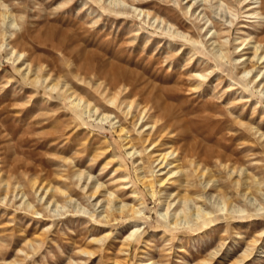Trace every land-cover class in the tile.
<instances>
[{"label":"rangeland","instance_id":"rangeland-1","mask_svg":"<svg viewBox=\"0 0 264 264\" xmlns=\"http://www.w3.org/2000/svg\"><path fill=\"white\" fill-rule=\"evenodd\" d=\"M255 1L0 0V264H264V98L239 64L264 36ZM156 93L184 123L152 135ZM109 192L141 212H107ZM194 205L212 216L189 221Z\"/></svg>","mask_w":264,"mask_h":264},{"label":"bare ground","instance_id":"bare-ground-1","mask_svg":"<svg viewBox=\"0 0 264 264\" xmlns=\"http://www.w3.org/2000/svg\"><path fill=\"white\" fill-rule=\"evenodd\" d=\"M113 1H122V0H113ZM253 4H256V6H254V8H256V10L257 11H254V12H252V13H250L251 15H254L255 17H254V19L255 18H257V19H260V18H262L261 16L264 14V11H263V9H264V7H263V4H264V2H263V0H259L258 2H257V0L253 3ZM134 10L136 11L137 10V8H134ZM140 11H142V10H140ZM7 12H9L8 10L6 11L5 10V12H2V13H0V15H1V17H5V15L4 14H7ZM201 14V13H200ZM200 14H198V15H200ZM9 15V14H8ZM147 15V14H146ZM7 16V15H6ZM208 17V16H207ZM202 19H203V17H202ZM209 20L208 19H206L205 18V23H207ZM256 21V20H255ZM263 28V27H262ZM263 30V29H262ZM209 32H211V29H209ZM258 33V32H257ZM214 34V33H213ZM213 34H211V35H213ZM260 34L261 33H258L257 35L255 34V36H256V38H255V40H253V45L251 46V47H249V46H247L246 48H243V49H245L244 51H247L248 49H252L253 50V52H251V54L249 55H247L246 57H244L245 56V53H243V54H241L240 55V57L241 58H244L239 64H241V73L244 75V83H246V84H248V83H250V84H253L254 85V88L255 89H257L258 87H259V85H261L262 84V90L260 91V94H261V96L264 98V82H263V79H264V73H263V75H262V77L259 79V81L258 82H256V80L259 78V76H261L260 75V73L262 72V70H264V36L262 35V36H260ZM248 37V36H247ZM218 38V37H217ZM223 38V37H222ZM221 38V39H222ZM215 40H217V39H215ZM245 40V39H244ZM244 40L241 42V45H249V42H247V43H244ZM215 42V41H214ZM217 42V41H216ZM17 43V42H16ZM15 43V44H16ZM219 43V42H218ZM14 44V45H15ZM219 48H217V49H215V51H214V53H215V56L217 57V58H220L221 60L222 59H225V60H227V55H226V48H228L227 46H228V40H227V38H224L219 44ZM240 46V45H239ZM242 49V50H243ZM228 51V50H227ZM211 53V52H210ZM228 53V52H227ZM213 55V54H212ZM219 61V60H218ZM217 63V62H216ZM252 72H254V75H252V76H250V78H247L248 77V75L250 74V73H252ZM240 73V74H241ZM199 77H204V75H202V74H200V75H198ZM134 87V86H133ZM252 87V86H251ZM253 88V89H254ZM253 89H251V90H253ZM259 90V89H258ZM255 91V90H254ZM155 92V91H154ZM160 93V92H159ZM159 93H156V94H158V100H157V102L155 103H153V109H155L154 110V112L155 113H157V114H152L149 118H148V120L149 121H151L152 120V118L154 117V115L155 116H157V117H160L162 120H163V124H161V123H158V125H152V128H153V130H154V133H152V135H154V134H156V133H158V132H160V131H162V129H163V126H165L166 124H167V122H169L170 120H172L173 118H176V122H172L171 124H170V126L171 127H173L174 126V124L175 123H180V124H183L184 123V121L183 120H179L178 121V117H177V115L175 114V112H174V110H173V107H171L169 104H167L166 103V101L163 99L164 97H162L161 95H159ZM167 93V92H166ZM155 94V95H156ZM149 95L151 96V97H149V98H147V102H150V101H152V98H153V95H154V93H153V91H150L149 92ZM164 96V95H163ZM69 100H70V104L73 106V107H75V108H78V109H80L81 111L83 110V109H87V108H90V104L88 103V102H86L83 98H81V97H78V96H76V95H70L69 97ZM113 102V104H114V101H111L110 103H112ZM168 102V101H167ZM256 103H258V102H256ZM97 109H94V112L96 111ZM110 118V116L108 115V114H103V115H101V117L99 118V120L100 121H106V122H108L109 124H112L111 123V119H109ZM142 118H143V116H142ZM96 119H97V117H96ZM113 119V118H112ZM186 119V118H185ZM184 119V120H185ZM108 120V121H107ZM193 123V122H192ZM119 126V125H118ZM187 127V126H186ZM151 128V127H150ZM185 130L186 129H183V131L185 132ZM124 131V128H122V127H120V128H118V133H119V136L121 135V138H122V132ZM184 132H182V133H184ZM128 134V133H127ZM180 135V134H179ZM121 140V139H120ZM182 140H183V138H182ZM122 141H123V146H124V149H126V151H127V154L131 157V158H135V160H136V158H137V156L138 155H140V152L139 151H137L136 150V148H135V145H134V143L132 142V139L130 138V136L129 135H127V136H125V137H123L122 138ZM156 145V144H155ZM187 145V144H186ZM188 157L189 158H191V161H204V160H202L200 157H201V154H203L200 150L202 149V146L201 145H199V143L196 141V142H193V143H188ZM190 146V147H189ZM182 147V146H181ZM153 149V148H152ZM153 151V150H152ZM151 151V152H152ZM180 151H182V150H180ZM154 152V151H153ZM173 153V151H170V152H168V153H165V154H162V156H161V159H160V162L158 163V165L160 164V163H162V161H164V162H167V159H168V157L171 155ZM136 155V156H135ZM150 155V154H149ZM185 155V154H184ZM146 156V155H145ZM144 156V157H145ZM151 157H153V156H151ZM179 157H181V156H179ZM224 158V157H223ZM158 160V159H157ZM180 160V159H179ZM230 160V159H229ZM176 161V160H175ZM178 161V160H177ZM171 163H174L173 161H170L168 164H171ZM177 165H179V164H177ZM161 166H162V164H161ZM199 166V165H198ZM196 167L195 169H194V173L195 174H198V172H199V167ZM169 167H171V166H169ZM161 168V167H160ZM159 168V169H160ZM164 168H165V166H164ZM176 168V167H175ZM158 169V170H159ZM136 170H137V168H136ZM202 170V169H201ZM180 171H176L175 169H173V168H170V169H168L167 171H166V174H168V175H170V177H171V175H178V173H179ZM183 172V171H182ZM181 173V172H180ZM205 173L206 172H203V173H201V174H199L200 176L199 177H201V176H205ZM183 174V173H182ZM152 175V174H151ZM180 175V174H179ZM174 177V176H173ZM206 177V176H205ZM80 179V178H79ZM139 181L141 182V184L142 185H144V187L145 188H147L148 189V191L150 192L149 194H151V196L153 197L154 196V194L157 192V191H155L153 188H154V184L149 180V179H147L144 175H142V176H139ZM201 183V182H200ZM199 183V184H200ZM211 183V184H210ZM159 185H162L163 184V180L162 181H159V183H158ZM212 184H213V180H205L204 182H202L201 183V185H202V188H203V191H202V195H197V197H199V198H201V199H203V201H206V200H208V194L207 195H205L206 193H205V190L206 189H209V188H211L212 187ZM100 185H97L95 188H94V190H93V192L92 193H90V197H93L94 195H95V193L98 191V189L100 188L99 187ZM209 187V188H208ZM62 192V191H61ZM159 193V192H158ZM157 193V194H158ZM23 195V194H22ZM42 197V196H41ZM106 201H107V204H106V210L107 209H109V210H107V212H109V211H111V212H116V213H118L119 215H122V213L124 212V211H130L132 214L133 213H136V214H138V213H140L141 211L140 210H137V209H135L133 206H131V205H128V204H121L120 202L117 204V205H115V204H113V202L115 201V198L113 197V194L112 193H108L107 195H106ZM188 200H191V199H189L187 196H184V198H182L181 200H180V202H182L184 205L183 206H185L186 205V203L188 202ZM190 202V201H189ZM26 203H27V201H26ZM29 203V202H28ZM31 204V203H30ZM196 205V204H195ZM194 205V209L193 210H190L189 211V216H190V218H191V220H189V221H193V223H197V222H199V221H205V220H207V219H209L211 216H212V211L211 210H205L204 208H202V207H200V206H195ZM203 206V205H202ZM228 207H229V204L227 203V202H223V206L222 207H220V208H218L219 210H220V212L221 211H224V212H228ZM28 209V208H27ZM34 210V209H33ZM184 210V209H183ZM237 211H239V212H243L244 210H242V209H239V210H237ZM180 212V211H179ZM182 212V211H181ZM168 214V213H167ZM94 215H95V213H94ZM93 215V213H92V217L94 216ZM99 215H101V217L105 220V221H108L109 220V218L111 217H109V214L108 213H104V214H99ZM162 215V217L164 218V219H166V217L168 218V222H172L173 224H177V222H178V215H175V213H173L172 214V219H169V217H170V215L168 216V215H166V212H165V214H161ZM196 215V216H195ZM179 216H180V213H179ZM186 216L187 215H185V219H186ZM113 217V216H112ZM180 218V217H179ZM115 221H116V219H114ZM188 220H187V222H189ZM110 222V221H109ZM171 223V224H172ZM137 230V229H136ZM133 235V234H132ZM132 235H130L129 236V238H132ZM90 253V252H89ZM87 254H88V252H87ZM246 258V257H245Z\"/></svg>","mask_w":264,"mask_h":264}]
</instances>
